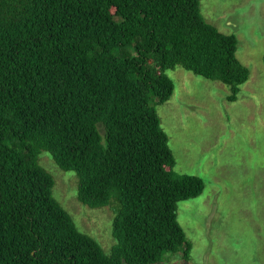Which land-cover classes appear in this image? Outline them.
Returning <instances> with one entry per match:
<instances>
[{
  "label": "trees",
  "instance_id": "obj_1",
  "mask_svg": "<svg viewBox=\"0 0 264 264\" xmlns=\"http://www.w3.org/2000/svg\"><path fill=\"white\" fill-rule=\"evenodd\" d=\"M201 0H0V264H156L192 244L178 203L202 177L174 169L153 102L181 66L232 88L251 75ZM49 151L79 199L114 203L110 254L54 197Z\"/></svg>",
  "mask_w": 264,
  "mask_h": 264
},
{
  "label": "rangeland",
  "instance_id": "obj_2",
  "mask_svg": "<svg viewBox=\"0 0 264 264\" xmlns=\"http://www.w3.org/2000/svg\"><path fill=\"white\" fill-rule=\"evenodd\" d=\"M205 19L235 34L237 57L249 67V80L237 99L230 85L181 66L169 69L175 90L164 103L153 102L169 145L174 169L202 177L197 197L178 203V220L192 247L167 253L156 264H264V0H201ZM40 163L54 176V197L78 228L108 254L114 203L93 207L79 199V175L62 169L49 151Z\"/></svg>",
  "mask_w": 264,
  "mask_h": 264
}]
</instances>
